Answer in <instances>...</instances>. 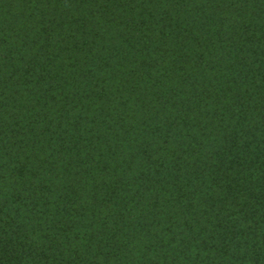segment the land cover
Here are the masks:
<instances>
[{
    "label": "trees",
    "instance_id": "trees-1",
    "mask_svg": "<svg viewBox=\"0 0 264 264\" xmlns=\"http://www.w3.org/2000/svg\"><path fill=\"white\" fill-rule=\"evenodd\" d=\"M0 264H264V0H0Z\"/></svg>",
    "mask_w": 264,
    "mask_h": 264
}]
</instances>
